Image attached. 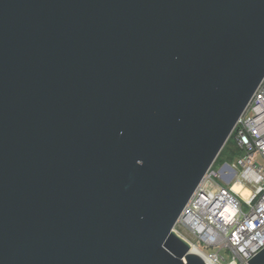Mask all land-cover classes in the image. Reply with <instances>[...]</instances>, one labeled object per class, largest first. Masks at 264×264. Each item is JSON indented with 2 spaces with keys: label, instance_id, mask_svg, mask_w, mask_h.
I'll use <instances>...</instances> for the list:
<instances>
[{
  "label": "water",
  "instance_id": "95a60500",
  "mask_svg": "<svg viewBox=\"0 0 264 264\" xmlns=\"http://www.w3.org/2000/svg\"><path fill=\"white\" fill-rule=\"evenodd\" d=\"M263 78L264 0H0V264H208L174 227Z\"/></svg>",
  "mask_w": 264,
  "mask_h": 264
},
{
  "label": "built area",
  "instance_id": "2783aa9c",
  "mask_svg": "<svg viewBox=\"0 0 264 264\" xmlns=\"http://www.w3.org/2000/svg\"><path fill=\"white\" fill-rule=\"evenodd\" d=\"M232 134L240 155L211 167L174 227L212 249L218 264H245L264 248V78Z\"/></svg>",
  "mask_w": 264,
  "mask_h": 264
},
{
  "label": "rangeland",
  "instance_id": "374dc122",
  "mask_svg": "<svg viewBox=\"0 0 264 264\" xmlns=\"http://www.w3.org/2000/svg\"><path fill=\"white\" fill-rule=\"evenodd\" d=\"M236 142H235V140L233 139V141H232V144L231 145H234ZM234 156H233V152L231 151V149H227L225 152H224V154H222V156H221V158H220V162H217L216 164L214 163L213 164V166H212V170L213 171H215V172H217L219 169H220V167H221V165L223 164V163H225V162H233L234 161V159L236 158H234ZM214 179V184H216V183H219V184H223L222 183V181L220 180V179H218V177H214L213 178ZM184 235L191 241V242H193V243H197L201 248H203L204 249V251L206 252V253H210V252H212L213 250L212 249H210V248H205L203 245H202V243H200V242H197L196 240H194L193 238H192V236H190L189 234H186V233H184Z\"/></svg>",
  "mask_w": 264,
  "mask_h": 264
},
{
  "label": "bare ground",
  "instance_id": "6f19581e",
  "mask_svg": "<svg viewBox=\"0 0 264 264\" xmlns=\"http://www.w3.org/2000/svg\"><path fill=\"white\" fill-rule=\"evenodd\" d=\"M236 190H240L241 186L240 185H235L234 187ZM244 194H247L249 193L247 189H244L243 191ZM192 251L193 252H196L198 253L199 255H201L205 261L208 263V264H218L215 260V258L209 256L207 253H205L201 248H199L196 244H192Z\"/></svg>",
  "mask_w": 264,
  "mask_h": 264
},
{
  "label": "trees",
  "instance_id": "16d2710c",
  "mask_svg": "<svg viewBox=\"0 0 264 264\" xmlns=\"http://www.w3.org/2000/svg\"><path fill=\"white\" fill-rule=\"evenodd\" d=\"M234 139V135L231 134L229 140L227 141V143L225 144L224 148L222 149L220 155L218 156L217 160L215 161V164L217 162H220V158L222 156V154H224V152L227 150V149H231V151L233 152V156L234 158L237 157L238 155H240L241 151L240 149L238 148L237 144L235 143L234 145H231L232 144V141ZM235 140V139H234ZM233 158V159H234Z\"/></svg>",
  "mask_w": 264,
  "mask_h": 264
}]
</instances>
